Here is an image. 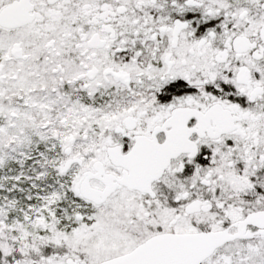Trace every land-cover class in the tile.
<instances>
[{
	"label": "snow or ice",
	"instance_id": "1",
	"mask_svg": "<svg viewBox=\"0 0 264 264\" xmlns=\"http://www.w3.org/2000/svg\"><path fill=\"white\" fill-rule=\"evenodd\" d=\"M0 264H264V0H0Z\"/></svg>",
	"mask_w": 264,
	"mask_h": 264
}]
</instances>
